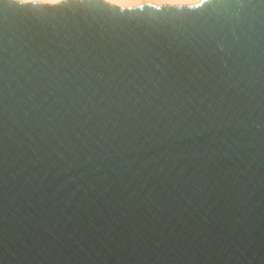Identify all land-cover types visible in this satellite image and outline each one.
<instances>
[{"label":"water","instance_id":"95a60500","mask_svg":"<svg viewBox=\"0 0 264 264\" xmlns=\"http://www.w3.org/2000/svg\"><path fill=\"white\" fill-rule=\"evenodd\" d=\"M0 264H264V0H0Z\"/></svg>","mask_w":264,"mask_h":264},{"label":"snow or ice","instance_id":"6c2138e0","mask_svg":"<svg viewBox=\"0 0 264 264\" xmlns=\"http://www.w3.org/2000/svg\"><path fill=\"white\" fill-rule=\"evenodd\" d=\"M70 0H20V4H44V5H61L64 3H69ZM105 3H113L114 0H104ZM147 2V0H145ZM206 0H171L168 2L170 4H188L195 3L197 7L203 5Z\"/></svg>","mask_w":264,"mask_h":264},{"label":"rangeland","instance_id":"374dc122","mask_svg":"<svg viewBox=\"0 0 264 264\" xmlns=\"http://www.w3.org/2000/svg\"><path fill=\"white\" fill-rule=\"evenodd\" d=\"M122 1L121 3H116V2H113V3H110V4H113V5H116V6H119V7H134V6H138V5H141V4H151V5H154V6H160V5H193L195 3H188V4H170V3H161V4H152V3H149V2H145V0H120Z\"/></svg>","mask_w":264,"mask_h":264},{"label":"clouds","instance_id":"9594fccd","mask_svg":"<svg viewBox=\"0 0 264 264\" xmlns=\"http://www.w3.org/2000/svg\"><path fill=\"white\" fill-rule=\"evenodd\" d=\"M147 2L158 5V4H161V3L171 2V0H147Z\"/></svg>","mask_w":264,"mask_h":264},{"label":"bare ground","instance_id":"6f19581e","mask_svg":"<svg viewBox=\"0 0 264 264\" xmlns=\"http://www.w3.org/2000/svg\"><path fill=\"white\" fill-rule=\"evenodd\" d=\"M18 1H20V0H18ZM114 2L121 3L122 1H120V0H114Z\"/></svg>","mask_w":264,"mask_h":264}]
</instances>
